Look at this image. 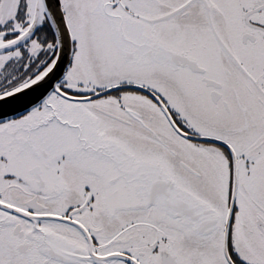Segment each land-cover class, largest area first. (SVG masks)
<instances>
[{
	"label": "snow or ice",
	"instance_id": "snow-or-ice-1",
	"mask_svg": "<svg viewBox=\"0 0 264 264\" xmlns=\"http://www.w3.org/2000/svg\"><path fill=\"white\" fill-rule=\"evenodd\" d=\"M0 264H264V0H0Z\"/></svg>",
	"mask_w": 264,
	"mask_h": 264
}]
</instances>
